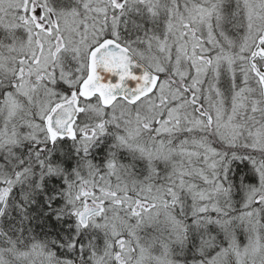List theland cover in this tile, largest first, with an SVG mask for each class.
Masks as SVG:
<instances>
[{
  "label": "snow or ice",
  "instance_id": "6c2138e0",
  "mask_svg": "<svg viewBox=\"0 0 264 264\" xmlns=\"http://www.w3.org/2000/svg\"><path fill=\"white\" fill-rule=\"evenodd\" d=\"M0 264H264V0H0Z\"/></svg>",
  "mask_w": 264,
  "mask_h": 264
}]
</instances>
